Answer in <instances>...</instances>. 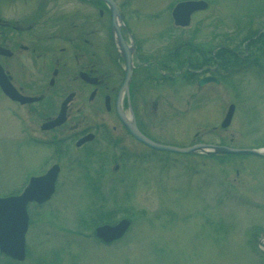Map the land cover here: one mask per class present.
<instances>
[{
  "label": "rangeland",
  "instance_id": "374dc122",
  "mask_svg": "<svg viewBox=\"0 0 264 264\" xmlns=\"http://www.w3.org/2000/svg\"><path fill=\"white\" fill-rule=\"evenodd\" d=\"M125 1L131 5L124 12L130 17L138 12L146 42L159 46L178 34V41L242 50L234 54L236 64L228 53L222 55L230 66H242L231 72L225 64L218 84L197 87L196 76L189 83L179 80L178 95L151 104L149 114L141 113L154 129L148 132L178 146L201 141L264 147V70L249 69L240 59L256 47L251 63L264 65V0H204L208 7L194 13L183 29H176L170 17L180 0ZM230 103L235 105L232 121L222 128ZM0 148V186L12 191L23 168H34L30 157L23 160L31 148L21 149L17 158L15 146ZM62 150V173L51 198L30 207L24 261L0 257V264H264L258 246L264 237L263 160L141 153L115 169L112 146L106 158L100 149L94 152L98 159L88 154L94 148ZM121 218L129 225L120 240L107 244L94 235L98 225Z\"/></svg>",
  "mask_w": 264,
  "mask_h": 264
},
{
  "label": "flooded vegetation",
  "instance_id": "af4514ba",
  "mask_svg": "<svg viewBox=\"0 0 264 264\" xmlns=\"http://www.w3.org/2000/svg\"><path fill=\"white\" fill-rule=\"evenodd\" d=\"M113 2L117 30L102 0H0V146H15L16 158L21 149L31 148L23 160L34 161L33 169L29 164L23 168L15 189L4 191L0 186V195L18 194L32 176L53 164L60 167V177V154L68 145L74 150L94 148L88 154L97 159L94 152L100 149L104 154L112 146L115 169L126 157L156 156L129 133L121 117L133 120L156 141L141 113L149 114L151 104L178 95L179 80L189 83L196 76L197 85L202 77L220 75L223 54L216 44L195 45L182 39L159 46L151 39L146 42L138 12L131 17L124 12L130 2ZM113 30L122 47L117 46ZM223 49L233 51L228 55L235 59L237 50ZM254 50H247L241 59L250 64ZM127 63L132 68L124 87ZM43 204L30 202L28 211Z\"/></svg>",
  "mask_w": 264,
  "mask_h": 264
},
{
  "label": "water",
  "instance_id": "95a60500",
  "mask_svg": "<svg viewBox=\"0 0 264 264\" xmlns=\"http://www.w3.org/2000/svg\"><path fill=\"white\" fill-rule=\"evenodd\" d=\"M114 12V4L111 0H104ZM206 7V3L203 1H188L177 4L173 11L172 17L174 19L175 24L177 25H185L189 21L190 14L197 10ZM113 14V15H114ZM233 108L232 106L229 108L228 113L222 123V126H227L230 118L232 116ZM129 131L139 140L143 141L147 145L167 151L179 152V153H193L195 151L203 152L205 154L211 153H227V154H253V155H264V152L253 150V149H235L223 146H215L208 144H199L192 147L187 148H179L175 146H166L157 144L149 141L144 136H142L134 127L130 124L126 123ZM45 192L43 194H34V190L36 187H30L29 191H25L20 196L10 197L6 199H0V226L3 227L4 231L3 235L8 236L11 239H0V249L4 252H8L13 257L22 258L23 257V235L26 229L27 215H26V203L29 200L35 199L38 201H42L47 199L52 192V180L44 183ZM128 225L127 220H121L116 226H101L96 229V233L99 237H101L105 241H110L118 236H120L123 231L126 229ZM1 234V233H0ZM1 234V235H2Z\"/></svg>",
  "mask_w": 264,
  "mask_h": 264
},
{
  "label": "trees",
  "instance_id": "16d2710c",
  "mask_svg": "<svg viewBox=\"0 0 264 264\" xmlns=\"http://www.w3.org/2000/svg\"><path fill=\"white\" fill-rule=\"evenodd\" d=\"M107 221V220H106Z\"/></svg>",
  "mask_w": 264,
  "mask_h": 264
}]
</instances>
